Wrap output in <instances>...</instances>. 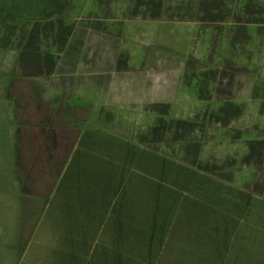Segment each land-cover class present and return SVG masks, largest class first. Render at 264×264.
<instances>
[{
	"label": "rangeland",
	"instance_id": "1",
	"mask_svg": "<svg viewBox=\"0 0 264 264\" xmlns=\"http://www.w3.org/2000/svg\"><path fill=\"white\" fill-rule=\"evenodd\" d=\"M225 1L234 0H69L65 14L48 18L43 0H0V264H35L37 254L43 253L36 240L22 256L19 220L26 219L31 230L50 197L58 195L73 139L63 140L68 151L60 143L53 159L48 154L32 159L31 152L41 137L39 126L45 125L38 122L37 110L50 116L55 109L65 112L67 105L95 109L96 132L89 138L122 142L115 145L122 160L125 144L148 152L146 167L131 166L146 180L136 179L130 189L147 193L148 202L156 190L152 181H161V163L154 164L151 155L175 163L180 168H174L175 175L183 173L182 167L195 171L202 163L207 168L200 171L255 198L261 218L197 219L209 237L197 252L206 256H200L201 264H264V169L253 181V167L236 164L221 170L212 159L237 163L247 155L246 141L257 138L252 129H264V99L253 97L255 86L264 82V10L242 15L228 9ZM255 27H260V37ZM52 56L54 67L49 63ZM247 68L256 71L250 74ZM213 81L219 82L214 97L209 91ZM15 99L23 105H14ZM225 99L234 105L211 119L204 110L217 109V100ZM161 104L169 105L170 113L165 115L157 106ZM21 107H29L34 136L22 147L27 158L15 164L14 113ZM159 119L193 124L175 122L170 132L162 126L153 132ZM86 147L83 158L107 167L108 152ZM259 149L254 154L257 169L261 162L264 166V143ZM112 156L111 162L120 164L116 153ZM119 168L110 169L112 184L101 203L110 204L109 209L117 201L110 194L119 188ZM180 179L169 184L163 178L162 183L185 192ZM176 196H167L168 206ZM146 208L139 219L152 214ZM169 211L167 207L165 214Z\"/></svg>",
	"mask_w": 264,
	"mask_h": 264
},
{
	"label": "trees",
	"instance_id": "2",
	"mask_svg": "<svg viewBox=\"0 0 264 264\" xmlns=\"http://www.w3.org/2000/svg\"><path fill=\"white\" fill-rule=\"evenodd\" d=\"M43 3L45 6L43 11L45 10V14L48 18L65 14L66 8L70 5L69 0H43ZM223 4L227 6L232 12H236L235 10H238L242 15H246L251 12L259 14L262 13L261 10H264V0H234L232 3L225 1ZM1 12L0 15L2 17ZM235 15L237 14L235 13ZM72 28L73 26H70V29ZM258 28L255 27L254 30L258 37H260L261 34H258ZM213 33L214 36L217 34L214 30ZM61 36L64 38L63 32L61 33ZM225 37H227V35L224 36V40L226 41L228 37ZM65 38L67 39V36ZM229 40L230 39L228 38V41ZM47 57L50 58V55ZM54 60L55 56H52L49 60V63H55ZM247 71L251 74L256 70H250L247 68ZM212 87H214L213 90L211 89L209 91L213 93L214 97L215 93H217L219 82L213 81ZM253 97L255 99H264V82L260 81V83L255 86ZM11 102H13V100H11ZM217 102H221L217 109L210 110L207 108L204 110L208 111V114L211 115V119L215 117V114L221 112L225 107L234 105L233 103H229L231 101L227 99L223 101L217 100ZM13 104L17 106L23 105L22 101L19 99H15ZM157 106L163 110L162 112H164L165 115L170 113V111H168L169 105L161 104ZM239 110L242 111V106H239ZM17 116L18 115L14 113V122L17 127V134L14 143V151L16 154L15 164L21 161L19 160V150L17 147L19 140V127H21L22 121L19 116ZM175 122L185 125L193 124V121L187 122L170 120V122H167L164 119H159L156 127L153 129V132H155L160 126L165 128L167 132H170V129ZM252 132L256 134L257 138L255 140L246 141L245 144L248 150L247 155H244L239 161L236 158H233V160L235 159L238 161L237 163L235 162L233 164L226 165L225 161L217 162L216 158L212 157V159L221 168V170H231L237 166L236 164H240V167H253L254 175H252V179L255 181L257 171L264 169L262 162L259 164L257 169L256 159L254 156L257 150L260 151L259 148L264 143V129H252ZM201 133V137L204 138L206 134L203 132ZM85 136H83L80 142L76 145L68 167L58 183L59 186L57 189V194H59L61 189H65L66 187L68 189V197L72 201V204H75V201L78 200V198L88 193L87 191L81 190V188L90 184L96 185V264H131V260H134L136 257L132 259L130 255H127L124 252L126 251L125 233H129L132 230L134 231L137 228V226L134 224L135 219L139 220V216L141 214H145V210H147L146 207H150L152 212L151 215H146V217L149 219L146 221V231L148 234H145L148 238L147 248H155L157 252L154 256H150L146 260L142 259V264H171V261H169L170 259L175 264H196V262L202 260L200 256L206 257L205 255H202L203 253L198 254V252L195 251L192 246L189 247V245L182 248V254L180 256L178 255L177 257L175 256L174 259L166 255L168 245L171 241V234L179 225L190 229V226L194 225L193 221L199 225L197 219H204V217L208 218V215H211L213 219L221 218L248 220L257 219V216L260 218L262 217L258 214L259 204L257 205L255 198L244 191H236L235 189H231L228 185L222 183L216 177L209 176L207 173H205L206 171H200L202 169L206 170L204 168H207L204 167L205 165L202 163H197L195 171L193 169L182 167L181 169L183 173L175 175L173 171L174 168H179L175 163L167 160L166 158L158 159L157 157L156 159L154 155H151V159L154 164H157L158 162L161 163V170L159 172V178L161 181H157L156 183L152 181V184L155 185L156 190L155 194H151L154 200H150V202H148V199L144 197L147 195V193H142L140 190L136 192L134 190L132 192L130 191L136 179L144 178V180H146L144 174L135 171L131 168V166L133 164L134 167L137 166L138 168L142 166L146 167L145 162L148 161V152L139 150L132 145L125 144L124 151L121 152H125L126 160H122L121 157L123 156L115 146L116 144L121 145L122 142L114 138V142L112 140L105 141L104 139H100L96 136V151L100 152L103 150L108 152L106 156L108 164L107 167L102 165L103 162L101 163L98 161H96V164H90L88 159L81 158V155L84 154L83 152L88 149L86 147ZM175 148L176 147H173L172 150L174 151ZM115 153L116 157L119 159L117 162L120 164L111 162L113 161L112 159H114L112 154ZM207 163H210V161L208 160ZM118 167H120L119 169H121L122 172L120 179L116 181V185L119 188L114 189L112 194H110L111 197L116 198L115 200L117 201H115L112 204L111 209H109L110 204L104 207L101 203L106 202L105 197L103 196H105L107 192L109 193V191L106 190L108 184H112L111 179H109V171ZM211 174L218 175L219 173L212 172ZM14 175L16 176V172ZM176 176H181V179ZM170 177L172 178L171 182H169ZM163 178H165V181L169 184H176L179 182V179L182 180L184 185L183 190L186 191L179 192L178 190L171 189L162 183ZM146 182L148 183V181ZM21 184L24 188L27 184V180L23 179ZM170 193L176 194L177 196L172 202H170V206H168L169 204L167 203V196L170 195ZM89 194L91 195V192H89ZM167 207L170 211L165 214V209H167ZM263 212L264 206L262 207V213ZM125 214L130 215V218L132 219H122V216ZM198 227L203 229L202 225H199ZM126 242L128 246V244L132 242V239H128L127 237ZM109 251L110 254H107Z\"/></svg>",
	"mask_w": 264,
	"mask_h": 264
},
{
	"label": "crops",
	"instance_id": "3",
	"mask_svg": "<svg viewBox=\"0 0 264 264\" xmlns=\"http://www.w3.org/2000/svg\"><path fill=\"white\" fill-rule=\"evenodd\" d=\"M83 107L85 108V106L70 107L67 105L65 112H59L55 109L50 116H48V113L37 110L38 122L41 124L45 123V125L37 127L40 129L39 134L41 137L37 140L34 139L37 144H35L33 152L30 151L33 154L32 159L43 158V154H48L49 158L53 159L55 157L53 153H58V145L60 143L64 144L67 149L69 144L65 142H70L72 139L73 147L70 153L73 154L76 145L85 135L88 146L96 145V140L89 138L91 132H96V119H94L96 110L85 108L87 110V114H85L86 110H83ZM28 109L29 107H21L18 114L22 121L21 127H19L17 147L20 159L27 158L22 156L24 154L22 150L24 148L22 147H25L24 144L30 145L31 141L29 139L34 136L32 132L33 121ZM57 121H60V124ZM15 128H17L16 125ZM13 152L15 153L14 150ZM83 153H88V150L86 149ZM71 157L72 155L67 156L68 159H71ZM45 158L47 159V156ZM81 158H83V154ZM81 190L88 193L78 198L75 204L69 201L70 198L68 197V189L66 187L64 191L62 189L55 199L53 194L45 205L41 218L33 220L31 230L28 229L29 222L26 219L19 220L21 236L19 238L22 256H25L32 250L37 240L38 248L42 249L43 253L37 254L39 256L35 264H96V185L90 184L81 188ZM89 192H91V195ZM124 219L131 220L132 218L128 215ZM148 220L135 219L134 224L137 228L134 231L125 233L126 251L124 252L130 255L132 259L136 257L134 260H131V264H142V259L146 260L157 252L155 248H147L148 238L145 234H148L146 231V221ZM193 222L194 225L190 226V229L179 225L172 232L171 241L166 251L168 257L174 259L175 256H180L182 248L187 245L189 247L192 246L197 251L200 245L207 243L209 237L207 234H204V227L200 229L199 225L195 221ZM127 237L128 239H132V242L128 246L126 242ZM107 254H110V251ZM169 261H171V264H175L171 259ZM196 264H201V261Z\"/></svg>",
	"mask_w": 264,
	"mask_h": 264
},
{
	"label": "flooded vegetation",
	"instance_id": "4",
	"mask_svg": "<svg viewBox=\"0 0 264 264\" xmlns=\"http://www.w3.org/2000/svg\"><path fill=\"white\" fill-rule=\"evenodd\" d=\"M52 65V67H54L55 66V63H53V64H51Z\"/></svg>",
	"mask_w": 264,
	"mask_h": 264
}]
</instances>
